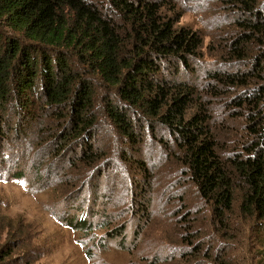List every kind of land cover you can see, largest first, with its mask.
Segmentation results:
<instances>
[{
    "label": "trees",
    "instance_id": "obj_1",
    "mask_svg": "<svg viewBox=\"0 0 264 264\" xmlns=\"http://www.w3.org/2000/svg\"><path fill=\"white\" fill-rule=\"evenodd\" d=\"M222 1L227 34L205 51L202 32L180 24L175 0H0V179L26 175L30 156H14L23 146L15 138L32 134L35 156L49 153L34 172L51 178L53 167L62 169L54 180L69 213L54 216L88 234L105 229L103 242L126 226L110 229L108 203L88 206L91 215L80 204L72 212L85 188L76 185L99 189L113 164L111 135L127 148L123 160L147 170L144 137L162 134L195 193L173 211L187 210L177 218L181 260L264 263V0ZM205 56L217 62L202 72ZM218 101L244 122L239 143L226 116L218 118ZM141 195L132 207L147 222ZM0 218V264H32L24 221Z\"/></svg>",
    "mask_w": 264,
    "mask_h": 264
},
{
    "label": "rangeland",
    "instance_id": "obj_2",
    "mask_svg": "<svg viewBox=\"0 0 264 264\" xmlns=\"http://www.w3.org/2000/svg\"><path fill=\"white\" fill-rule=\"evenodd\" d=\"M175 1L182 9L180 24L191 25L202 32L205 51L211 39L220 43L218 34L223 32L222 38L227 34L231 13L224 1ZM216 62L213 56H205L198 66L204 72L208 68L206 66ZM215 108L220 120L226 116L225 122L231 126L235 141L239 143L245 133L244 122L226 114L225 102L218 101ZM162 136L147 132L144 137L142 158L147 161L148 169L143 170L123 160L120 150L125 151L127 148H123L119 138L111 135L108 150L112 154L113 164L98 182L99 189L95 188L97 182L76 185L79 192L84 185L85 188L80 199L76 202L73 200L75 207H72V212L80 204L85 211L87 209L85 214L89 210L91 215L93 211L88 206L101 209L105 206L104 203H108L114 206L109 209L114 213L107 218L112 221L108 225L110 229L119 224L126 226L123 236L104 238L103 242L101 237H107L105 229H96L88 234L56 219L54 214L62 213L66 217L64 212L69 209L68 204L64 207V212H61L62 200L56 190V186L60 187V182L54 180V176L61 172V167H53L52 173L55 175L51 178L46 175V171H43L42 176L37 175L34 169L40 161H47L49 153L40 152L35 156V144L31 145L32 134L15 138V143L23 146L18 152V149L15 151L14 156L28 152L29 166L22 178L0 179V213L2 220H10L18 225L20 221H24L30 243L27 252L23 253L32 256V264H185L180 258L184 251L182 228L177 225V218L187 210L181 211L180 216L173 215V211L184 206V198L190 205L192 198L195 199V193L183 176V168L171 163L170 155L160 145L159 139ZM1 142L0 138V144ZM3 154L6 153L0 150V158ZM6 164L4 166H12ZM140 192L150 204L151 217H147V222L145 215L132 207L133 197L144 200ZM98 197L99 201L96 202Z\"/></svg>",
    "mask_w": 264,
    "mask_h": 264
}]
</instances>
